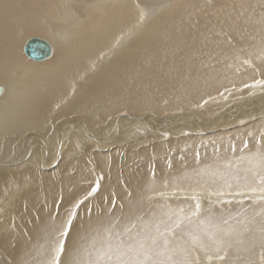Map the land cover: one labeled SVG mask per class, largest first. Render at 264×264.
<instances>
[{
    "label": "bare ground",
    "instance_id": "bare-ground-1",
    "mask_svg": "<svg viewBox=\"0 0 264 264\" xmlns=\"http://www.w3.org/2000/svg\"><path fill=\"white\" fill-rule=\"evenodd\" d=\"M61 241L264 264V0H0V264Z\"/></svg>",
    "mask_w": 264,
    "mask_h": 264
},
{
    "label": "water",
    "instance_id": "water-1",
    "mask_svg": "<svg viewBox=\"0 0 264 264\" xmlns=\"http://www.w3.org/2000/svg\"><path fill=\"white\" fill-rule=\"evenodd\" d=\"M24 52L27 56L43 59L49 55L48 45L40 39H30L25 45Z\"/></svg>",
    "mask_w": 264,
    "mask_h": 264
},
{
    "label": "snow or ice",
    "instance_id": "snow-or-ice-1",
    "mask_svg": "<svg viewBox=\"0 0 264 264\" xmlns=\"http://www.w3.org/2000/svg\"><path fill=\"white\" fill-rule=\"evenodd\" d=\"M94 191H95V189H93V192ZM197 207H199V206H197ZM64 235H67V234L64 233ZM153 243H155V240H153ZM63 252H64V242L61 241L59 244V247H58V255L56 257V264H59V259H60V256L63 254Z\"/></svg>",
    "mask_w": 264,
    "mask_h": 264
}]
</instances>
